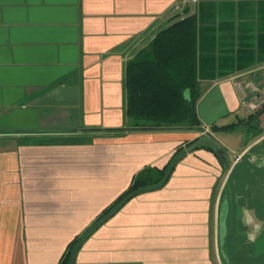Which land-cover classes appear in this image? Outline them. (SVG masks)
Returning a JSON list of instances; mask_svg holds the SVG:
<instances>
[{"label": "crops", "instance_id": "obj_1", "mask_svg": "<svg viewBox=\"0 0 264 264\" xmlns=\"http://www.w3.org/2000/svg\"><path fill=\"white\" fill-rule=\"evenodd\" d=\"M188 15L197 24L202 126H134L126 61ZM250 80L264 84V0H0V264H60L136 173L164 167L202 135L228 151L229 168L207 149L187 152L165 186L101 224L74 264L250 259L264 236V186L237 179L228 194L238 170L264 169V112L255 135ZM246 212L262 226L254 242Z\"/></svg>", "mask_w": 264, "mask_h": 264}, {"label": "trees", "instance_id": "obj_2", "mask_svg": "<svg viewBox=\"0 0 264 264\" xmlns=\"http://www.w3.org/2000/svg\"><path fill=\"white\" fill-rule=\"evenodd\" d=\"M196 28L195 15L179 18L158 31L147 45L126 61V115L134 126H202L197 112L201 90L197 78ZM262 112L264 104L248 117L255 135L262 131L259 127V116ZM237 124L214 125L212 129L233 130ZM201 148L213 152L223 167L229 168V163L220 156L223 148L208 136L202 135L180 144L164 167L147 165L136 173L128 189L84 233L69 243L60 264H74L83 242L101 224L139 193L165 186L176 164L187 152ZM233 171L234 169L230 177Z\"/></svg>", "mask_w": 264, "mask_h": 264}, {"label": "rangeland", "instance_id": "obj_3", "mask_svg": "<svg viewBox=\"0 0 264 264\" xmlns=\"http://www.w3.org/2000/svg\"><path fill=\"white\" fill-rule=\"evenodd\" d=\"M149 38H147L146 42H142L140 45H137L134 50L132 51V56L135 55L141 48H143L145 45L148 44ZM148 41V42H147ZM130 57V58H131ZM258 165V164H257ZM254 166V168L251 171H244L242 169L238 170L235 174V177L233 178V181L229 185L228 194L229 191H232V186L235 184V181L238 179V185H243V181L247 178H249L251 181L250 183L252 186L256 189H261V186H264V177L262 174H264V169H261L260 167ZM260 166V165H258ZM241 180V183H240ZM239 185V186H240ZM262 186V187H263ZM260 195H257L258 201L260 200ZM243 200V198H242ZM234 264V263H233ZM235 264H264V236L260 239L259 243H257V250L254 256H252L250 259L247 258H239L236 260Z\"/></svg>", "mask_w": 264, "mask_h": 264}, {"label": "built area", "instance_id": "obj_4", "mask_svg": "<svg viewBox=\"0 0 264 264\" xmlns=\"http://www.w3.org/2000/svg\"><path fill=\"white\" fill-rule=\"evenodd\" d=\"M246 87L251 91V101L247 108L250 112H255L264 104V84L259 85L255 81L250 80L247 82Z\"/></svg>", "mask_w": 264, "mask_h": 264}, {"label": "clouds", "instance_id": "obj_5", "mask_svg": "<svg viewBox=\"0 0 264 264\" xmlns=\"http://www.w3.org/2000/svg\"><path fill=\"white\" fill-rule=\"evenodd\" d=\"M243 223L245 224V226H249V225L253 226V231L250 233H247V236H248L249 242H254L255 235L259 233L262 226L259 224H256L254 221V218L251 216L250 213H247V212L245 213V218L243 220Z\"/></svg>", "mask_w": 264, "mask_h": 264}, {"label": "water", "instance_id": "obj_6", "mask_svg": "<svg viewBox=\"0 0 264 264\" xmlns=\"http://www.w3.org/2000/svg\"><path fill=\"white\" fill-rule=\"evenodd\" d=\"M186 96L188 97L189 96V93L188 91L186 92ZM220 156L223 158V159H231V156L229 155L228 151H226L225 149H223L222 151H220Z\"/></svg>", "mask_w": 264, "mask_h": 264}]
</instances>
